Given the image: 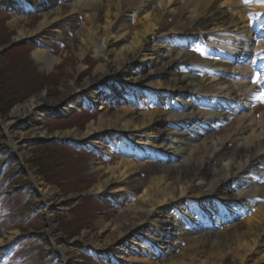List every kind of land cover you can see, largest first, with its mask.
Segmentation results:
<instances>
[{
    "label": "rangeland",
    "instance_id": "1",
    "mask_svg": "<svg viewBox=\"0 0 264 264\" xmlns=\"http://www.w3.org/2000/svg\"><path fill=\"white\" fill-rule=\"evenodd\" d=\"M9 1L29 2L33 11L19 15L8 10L0 11V242L11 239L0 248V264H152L153 258L162 253L178 254L186 246L181 241L186 239V235L179 230L181 223H186L188 227L202 224L198 223V212L208 215L212 206L221 204V199L226 200L224 195L236 194V189L219 194V198L208 195L192 197L153 208L154 222L140 224V231L125 241L116 260L111 256L116 246L99 249L83 242L82 238L88 236L103 240L113 232L112 221L129 208L136 207L143 197V187L156 174L157 166L161 165L150 155H135L139 149H147L148 140L154 136L147 137L148 134L137 130L122 131L120 126L119 129L103 130L98 121L123 108L140 115L152 108L160 112L168 111L171 105L187 102L170 90L157 87L156 82L165 83L171 77L153 76L155 70L165 68L169 59L182 57L179 61H183L182 64L166 72L172 76L177 72L184 75L185 69L197 65L194 51L190 48L178 49L177 53L170 52V58L147 65L150 59H155L151 56L152 51L165 52L171 47L165 41L172 44L177 41L172 32L182 24L179 12L170 13L172 9L165 12L157 30L146 36L147 52H142L125 68L116 70L128 74V81L124 84L131 87H122L127 93L120 96L122 91L119 92V99L113 101L102 98L100 101L96 99V87L104 84L115 86V83L125 80L111 74L109 69L102 74L96 73V68L107 61L103 56L104 44L107 43V49L109 46L110 58L112 53L113 56L122 53L134 37L126 35L125 41L107 39L104 34L107 24L115 22L112 13L110 15L100 9L96 13H100V20L92 29L88 25L90 14L84 6L73 14L69 13L68 6L85 2H103L105 6L109 0H54L47 9L59 10V19L32 38L20 42L15 40L18 31L21 28L35 29L42 11L35 8L36 0ZM148 3L150 0H143V4ZM149 5L153 9L156 7ZM216 6L227 15L240 19L233 7H224L221 3ZM127 16L130 20L133 18L131 13ZM81 30H91L97 37L94 47L87 51H81L78 37ZM219 32V36L228 34ZM13 43L16 46L8 49ZM36 49L45 51L56 60L51 69L31 59L30 54ZM4 50L7 52L3 53ZM145 55L148 56L146 61L142 58ZM138 61L143 64H138ZM151 74L152 81H147L150 86L134 82L135 78L146 81ZM82 82L88 83L89 87H74ZM203 82L214 86L217 81L207 79ZM132 90L139 94H131ZM189 91L196 93L194 88ZM33 101L45 111L41 113L43 115L35 109L33 114L37 113V116L33 119L13 116L16 108ZM169 122L164 119L163 129L178 133ZM246 138L235 131L224 143L232 148L241 145ZM175 151L174 147L164 150L160 147L153 153L171 156L177 154ZM124 159L132 160L140 169L133 181L120 174L111 176L109 173ZM219 162H215V166L222 168L225 162ZM101 184L106 186L97 191V186ZM245 207L248 216L252 206ZM226 214L231 220L235 218L234 222L223 225L220 218L214 219L213 216L209 222L202 224L200 228L203 231H196V236L205 232H222L242 223L246 217L232 210L226 211ZM157 223L165 225L167 231L164 232L168 236L156 237ZM207 225L212 227L206 228ZM185 230L188 232V229ZM256 253L255 256L250 254L245 264H264L260 261L264 247Z\"/></svg>",
    "mask_w": 264,
    "mask_h": 264
},
{
    "label": "bare ground",
    "instance_id": "2",
    "mask_svg": "<svg viewBox=\"0 0 264 264\" xmlns=\"http://www.w3.org/2000/svg\"><path fill=\"white\" fill-rule=\"evenodd\" d=\"M36 1L38 2H36L35 8L42 11L41 20L33 30L21 28L18 31L16 41L20 42L32 38L59 19V10L47 9L50 4L53 5L54 0H41L40 3L39 0ZM218 3L224 7H233L236 16L240 19L220 11L216 6ZM242 3L244 0H150L148 4H143V0H109L105 6L103 2L96 4L85 2L82 4L72 3L68 8L69 13L73 14L84 6L90 14L88 25L92 29L100 20V13L98 15L96 13L103 9L110 15L112 13L115 20L114 23L108 22L107 24L104 32L107 39H123L125 41L126 35L134 37L130 39L129 46L122 53L114 56L112 53L110 58L111 52L105 43L102 50L107 61L104 65H99L96 68V73L102 74L109 69L112 71L111 74L117 75V78L125 79L122 82H127L128 74L123 70H116L125 68L130 62L137 60L142 52H147L146 36L157 30L162 16L169 9H172L169 11L170 13L179 12L182 21L179 28L174 30L172 34L183 38L185 35H192L196 32L216 33L231 28L239 30L240 24L245 22L247 17L255 22L254 15L255 18H259L261 14H264V6H261L256 0L247 4L249 8L243 7ZM27 4L29 2L21 4L20 2L0 0V8L9 6L18 15L33 8V5ZM149 4L156 5V7L150 8L151 5ZM130 13L133 14L131 20L127 16ZM247 28L248 26L244 27V29ZM243 35L247 37L248 33L244 32ZM78 37L82 44L81 51H87L88 48L94 47L97 40L91 30L79 31ZM188 41L181 44V41L177 39L176 42L180 44L174 49L172 45L165 52L155 53L154 51L153 53L152 51L151 56H155V59H150L147 65L152 66L155 61H161L165 57L170 58V52L177 53L178 49H183L182 45L188 46ZM30 57L36 64L48 70L56 62L45 51L39 49L32 51ZM142 58L146 61L148 56L145 55ZM182 59L183 57L181 59H169L165 68L155 70L153 77H171L165 83L156 82L157 87L168 89L176 96L189 99L194 104H186L182 101V103L178 102L174 106L171 105L168 111L160 112L152 108L140 115L133 113L130 109L123 108L114 115L104 116L98 121L103 130L119 129L118 126H120L122 131L137 130L148 134L147 137L154 136L152 140H148L147 149H139V153L135 155H150L154 159H159L161 165L157 166L156 174L143 187V197L137 202L136 207L129 208L121 217L112 221L113 232L108 233V236L103 240L91 239L88 236H84L82 240L99 249H106L109 245L116 246L117 249L111 255L112 259L116 260L119 258L118 255L125 241L140 231V224L145 221L154 222L152 220L155 217L152 213L153 208H159L172 202H182V199L192 197H204L206 195L218 197L221 196L219 195L221 193H228L229 189H236V194L224 195L227 202L221 199V205L212 206L208 215L204 212H198V216H200L198 223L202 222L204 225L205 222L210 221V218H213L212 215L221 217L223 209L240 212V206L245 208L250 203L249 205L252 206L251 213L248 216L245 214L246 217L242 223L225 228L222 232H205L199 236H196V233L203 231L200 228L202 224L198 226L191 224L188 227L186 223H181L182 228L179 230L183 232L182 235H186V239L181 240L186 243L185 248L181 249L178 254L173 252L170 254L162 253L153 258L152 264H245L250 254L255 256L256 251L264 247V239H262L264 234V106L256 104L254 108H247L246 104L243 103L236 111L229 112L227 108H222L217 103L214 106H205L206 109H204L203 102L208 101L207 99L211 97L207 94L215 92L222 96L239 94L246 99L253 87H241V85L226 87L227 84L223 80L214 86H209L193 75V72L196 73V69L190 70L192 74L184 75L177 72L172 76L166 72L173 69L175 65L182 64L183 61L179 62ZM138 64H143V62L138 61ZM148 77L146 81L143 78H135L134 82L150 86L147 81H152V74ZM74 87L86 88L89 86L88 83L82 82L75 84ZM123 88L96 87L95 90L98 92L96 99L100 101L101 98L110 101L119 99L125 92L127 93V90H123ZM193 88L196 93L189 91ZM134 92L137 91L132 90L131 94ZM186 95H188L187 98ZM196 102L203 103V105L195 106ZM35 109L40 114L44 111L33 101L27 106L16 108L13 116L20 119L28 116L33 119L37 116V113L33 114ZM165 118L170 120L169 123H172L171 126L175 127L178 133L163 129ZM235 131L239 132L240 136L244 135L247 138L241 145L230 148L224 142ZM160 147L161 150L174 147L177 154L167 156V154L153 153ZM215 162H225V165L219 168V166H215ZM139 170V167L132 160L124 159L109 173L111 176L120 174L126 180L133 181ZM105 186L106 184L98 185L97 191H102ZM227 203L236 205V207L224 208ZM223 218L226 217L223 216ZM158 225L155 231L156 237L168 236L164 232L167 231L165 225ZM185 229H188V232ZM9 240L11 241L9 238L5 243L0 242V248L10 242ZM156 240L158 241V239ZM100 242L104 244L101 245ZM260 261H264V255Z\"/></svg>",
    "mask_w": 264,
    "mask_h": 264
},
{
    "label": "snow or ice",
    "instance_id": "3",
    "mask_svg": "<svg viewBox=\"0 0 264 264\" xmlns=\"http://www.w3.org/2000/svg\"><path fill=\"white\" fill-rule=\"evenodd\" d=\"M253 0H244L245 4L251 3ZM261 6H264V0H256ZM264 15V14H261ZM199 55L204 56L206 55L205 51L203 49H194ZM255 55L260 56L259 53H256ZM261 59H264V56H261ZM252 83L254 84H260L261 83V73L256 72L255 76L252 79Z\"/></svg>",
    "mask_w": 264,
    "mask_h": 264
},
{
    "label": "water",
    "instance_id": "4",
    "mask_svg": "<svg viewBox=\"0 0 264 264\" xmlns=\"http://www.w3.org/2000/svg\"><path fill=\"white\" fill-rule=\"evenodd\" d=\"M16 46V43H13L11 46L8 47V49L14 48ZM6 51V50H4Z\"/></svg>",
    "mask_w": 264,
    "mask_h": 264
}]
</instances>
